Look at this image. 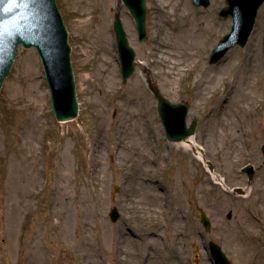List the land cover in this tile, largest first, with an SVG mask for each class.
Instances as JSON below:
<instances>
[{"label":"rangeland","instance_id":"1","mask_svg":"<svg viewBox=\"0 0 264 264\" xmlns=\"http://www.w3.org/2000/svg\"><path fill=\"white\" fill-rule=\"evenodd\" d=\"M188 1L198 9L201 18L215 24V30L204 35L205 41L199 47L196 60L227 79L232 73L229 64L247 61L235 78L240 79L243 92L255 93L256 99L251 104L255 120L247 127L243 126L248 139L244 148L255 152L236 153L239 162L230 167L221 162V153L214 156L209 151L206 156L210 160L209 168L201 161L194 163L193 179L189 183L193 187L200 186L198 198L186 199L184 209L188 226L197 229L196 238L194 242L188 240L180 255L169 261L170 264H212L208 250L212 241L222 248L232 264H249V255L254 252L255 259L264 258V5L247 46L233 48L220 62L210 64L213 49L232 28V18L220 16L226 7L225 0H210L208 8L197 7L192 0ZM80 2L90 13L83 19L72 11L69 0H57L72 48L79 103L77 119L61 123L56 120L42 62L35 49L20 48L0 93V264H28L32 255L44 260L45 264H76L71 242L79 234L82 224L88 225L86 233L93 244L100 247L102 264H118L123 248L118 242V232L130 228L140 236H149L162 221L141 215L140 209L147 208L149 203L142 199L139 204H133L137 194L128 189L133 180L121 181L118 166L109 165L108 170L93 173L90 145L101 122L106 121L104 137L107 140L108 128L124 120L127 111L133 109L156 130V146L176 144L166 137L157 110L158 101L150 90L151 81L171 103H185L189 107L187 125L197 123L195 135L199 145L204 147L214 114L230 91V84L225 81L206 99L200 100L196 97L198 85L193 81L194 71L186 75L181 85L173 86L167 77L154 74L156 68L153 65L141 67V63L149 61L156 51L160 36L162 10L157 0H146L147 42L139 40L135 20L122 0ZM117 14L136 54L135 72L126 84L123 83L114 33ZM126 21L132 31L125 25ZM166 21L173 25L171 18ZM101 24L107 28L110 38L107 67L115 83L116 95L136 86L143 101L141 105L119 100L115 94L107 96L100 89L104 73L98 70L92 34L102 30ZM192 156L175 148L167 149L165 167L153 166L150 171L151 179L161 184L166 217L176 206L173 179L185 173L179 165L187 164ZM108 161L113 162V159ZM248 165L255 171L251 179L244 173ZM213 171L225 180L227 187L213 180L209 184L210 190L205 193V177ZM105 172L109 174L106 176ZM80 190L85 206L87 202L96 204L97 198L103 201L102 206L96 210L86 209L79 217L76 199ZM128 195L132 197L131 206L126 202ZM259 195H262L260 202L257 201ZM114 207L120 213L116 223L108 215ZM65 210L67 212L63 213ZM202 212L211 221L209 232L202 226ZM99 222L104 229L97 226ZM237 223L251 228L252 236L232 237ZM163 237L168 242L170 234L165 233ZM137 244L142 245L141 242ZM128 261L135 264V260ZM139 264L150 263L141 260Z\"/></svg>","mask_w":264,"mask_h":264},{"label":"bare ground","instance_id":"2","mask_svg":"<svg viewBox=\"0 0 264 264\" xmlns=\"http://www.w3.org/2000/svg\"><path fill=\"white\" fill-rule=\"evenodd\" d=\"M69 1L72 11L78 14L81 19L89 16L90 13L88 10L83 9L81 0ZM157 1L162 10L159 22L160 36L157 40L156 51L150 56L149 61L141 63V67L144 68L147 64L149 66L153 65L156 68L154 74L167 77L173 86L181 85V82L186 80V75L190 71H194L193 81L198 85L196 97L200 100L206 99L213 93L215 88L224 84L225 81L229 82L230 91L224 97L223 104L214 114L209 133L204 138V147L199 145L197 134L180 143L166 144L162 147L156 146L154 143L156 130L147 119L142 118L133 109L127 111L124 120L108 128L107 140L104 137V131L107 129L106 121L101 122L99 131L93 136L90 145L93 173H101L108 170L112 165L118 166L117 169L122 174L121 181L125 182L128 178L133 180V184L128 188L131 193L137 194L134 197L133 204H139V200L142 199H145L144 202L149 203L147 208H139L141 215H147L162 221L149 236H140L130 228L118 232V242L123 247L121 259L117 261L118 264H130L128 260H135V264L137 262L139 264L141 260L148 261L150 264H170L171 259H176L180 255L187 241L194 242L196 238L197 229L194 230L192 226H188L190 223L186 222L184 209V201L192 199V197L196 198L199 193L200 186L193 187L189 183L193 179L194 172L191 169L194 163L197 164L201 161L206 168H209L208 161L210 160L206 157L209 151L214 156L221 153V162L230 167L239 162L236 159V153L243 151L255 152L254 149L244 148V142L248 139L245 128H243V126L247 127L251 121L254 122L255 120V115L251 109V104L256 99L255 93L253 95L248 91L243 92L240 79L236 80L235 78L241 70L240 67L244 69L247 61L239 60L229 64L232 73L229 74L228 79L225 76L213 73L214 68L207 67L204 62L197 61L196 58L199 47L205 41L204 35L207 31H214L215 24L201 18L198 9L193 8L188 0ZM100 7L102 6L100 5ZM167 8H170V10H167ZM166 18H171L173 25H169ZM89 20L91 19L89 18ZM125 25L131 30L128 21ZM100 27H102V30L92 34L94 51L98 54V70L104 73L100 89L107 96L116 95L115 83L107 67L108 58L106 53L108 52L110 38L104 24H101ZM116 97L119 100L140 105L143 102L140 98V91L136 86L129 88L123 94H117ZM172 148L177 151L188 152L193 156L187 164L179 165V169H182L185 173L178 174L173 179L176 206L174 210L169 211V217H166L167 210H165L163 203L164 194L162 188L160 189L161 184L151 179L150 171L153 166L160 169L165 167L166 151ZM108 159H113V162H109ZM107 174L109 173L105 172L106 176ZM213 180L226 186L225 180L213 171L209 173L207 178L205 177V193L210 190L209 184ZM128 198L129 200L126 202H129V206H131L132 197L128 195ZM261 200L262 195H259L257 201L260 202ZM76 202L79 217L84 215V210H96L103 203L101 199L97 198V205L87 202L85 206L81 190ZM67 210H70V208ZM55 213H61V211H55ZM97 226L104 229L101 222ZM86 228H88V225L82 224L79 228V234L71 242L74 262L76 264H102L100 247L93 244L85 231ZM251 232H253L251 228L237 223L232 237L238 239L240 235H245L248 238L249 235L252 236ZM165 233L170 234L167 239L168 242L163 237ZM253 241L255 240H251V244ZM137 242H141L142 245L139 246ZM248 260L249 264H264V258L260 261L257 258L255 259V252L249 255ZM28 264L45 263L41 258L32 255Z\"/></svg>","mask_w":264,"mask_h":264},{"label":"water","instance_id":"3","mask_svg":"<svg viewBox=\"0 0 264 264\" xmlns=\"http://www.w3.org/2000/svg\"><path fill=\"white\" fill-rule=\"evenodd\" d=\"M133 14L140 41L148 40L146 30L145 0H123ZM197 6L208 7L209 0H194ZM264 0H226L227 7L221 11L222 17L234 20L232 32L222 39L210 57V63H218L226 53L236 47H245L254 30L259 9ZM118 51L121 60L123 81L126 84L135 70L134 51L130 48L127 35L119 15L114 24ZM69 35L58 10L56 0H0V92L16 61L19 47L35 48L43 62L46 80L51 92L52 107L59 122L72 121L78 117L76 83L71 60ZM158 100V111L170 141L180 142L192 136L197 123L187 125L189 107L186 104H172L159 88L150 84ZM264 153V147H263ZM245 172L254 176L252 166ZM113 222L120 215L116 208L110 212ZM202 222L208 231L211 223L202 213ZM210 251L215 264H231L220 246L210 243Z\"/></svg>","mask_w":264,"mask_h":264}]
</instances>
